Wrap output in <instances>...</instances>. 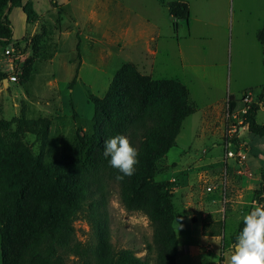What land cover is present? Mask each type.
Returning a JSON list of instances; mask_svg holds the SVG:
<instances>
[{"label": "rangeland", "instance_id": "obj_1", "mask_svg": "<svg viewBox=\"0 0 264 264\" xmlns=\"http://www.w3.org/2000/svg\"><path fill=\"white\" fill-rule=\"evenodd\" d=\"M222 1L198 0L197 13L205 21L202 29L211 34L202 41L186 39L187 28L181 22L179 39L170 40L172 20L166 12L158 30L147 21L151 13L143 8L134 11L129 0H70L68 6L59 5L56 10L49 0H42L32 5L39 15L33 35L9 56L0 52V70L8 77L0 83V119L12 121L21 112L28 119L48 118L51 126L43 160L51 164L72 156L78 132L92 134L94 107L87 101L88 93L102 98L125 63L152 62L149 52L155 45L150 38L163 36L156 40L152 77L179 78L189 91L194 111L182 122L175 146L158 163L155 178L166 183L173 196L179 243L176 264H230V237L238 222L258 206L255 192L264 175V146L246 127L232 134L245 152L242 160L225 159L223 148L228 97L241 98L252 89L253 98L263 91L264 46L256 35L264 24V0ZM22 16L19 4L11 9L8 18L15 38L25 29L28 36L31 29ZM28 62L32 72L23 82ZM252 103L259 105L256 122L264 123L262 103L257 98ZM22 140L36 155V138L24 134ZM3 150L0 145V158ZM104 190L110 243L116 250L133 249L144 257L152 236L147 217L124 209L115 182L104 184ZM238 210L244 213L235 214ZM74 230L77 241L95 246L86 219L77 218Z\"/></svg>", "mask_w": 264, "mask_h": 264}, {"label": "trees", "instance_id": "obj_2", "mask_svg": "<svg viewBox=\"0 0 264 264\" xmlns=\"http://www.w3.org/2000/svg\"><path fill=\"white\" fill-rule=\"evenodd\" d=\"M24 1L0 0V52L8 56L29 38L28 34L13 40L8 18L11 9L19 4L25 24H35L37 14L31 2ZM50 3L57 8L55 0ZM160 3L175 20L188 21L186 1ZM256 37L264 46V24ZM31 64L27 63L21 75L23 82L30 77ZM7 78L0 70V83ZM253 98L264 107V87ZM87 101L94 107L92 134L78 132L72 156L51 164L43 160L51 126L48 118L28 119L21 112L12 121L0 119V145L4 148L0 158L1 264H150L149 257L152 264H176L179 245L173 196L167 184L155 178L158 163L175 146L182 122L194 112L187 87L174 79H152L125 63L115 72L105 95L98 98L88 93ZM226 106L227 114L232 115L246 104L242 98L229 96ZM258 111L257 103L248 107L243 127L264 146V123L255 119ZM24 134L33 135L39 143L36 155L23 142ZM117 134L126 136L139 154L135 174L122 181L116 180L118 170L102 155L105 141ZM231 143L239 146L236 137ZM108 182L117 184L125 210L140 211L149 221L152 236L144 257L133 249L116 250L110 243L104 190ZM254 200L257 205L264 204V175ZM79 217L88 221L95 246L76 240L74 222ZM242 227L243 219L230 237L233 244Z\"/></svg>", "mask_w": 264, "mask_h": 264}, {"label": "clouds", "instance_id": "obj_3", "mask_svg": "<svg viewBox=\"0 0 264 264\" xmlns=\"http://www.w3.org/2000/svg\"><path fill=\"white\" fill-rule=\"evenodd\" d=\"M102 155L110 167L118 170L117 181L135 174L139 154L126 136L117 134L106 140ZM230 264H264V204L244 216L243 227L233 244Z\"/></svg>", "mask_w": 264, "mask_h": 264}, {"label": "crops", "instance_id": "obj_4", "mask_svg": "<svg viewBox=\"0 0 264 264\" xmlns=\"http://www.w3.org/2000/svg\"><path fill=\"white\" fill-rule=\"evenodd\" d=\"M28 1L31 2V4L33 6L34 5L37 6V5H39V3L42 0H28ZM55 1H56L57 5H58L57 7H59V5L60 6H68L70 4V0H60L59 4H58L57 0H55ZM146 1H149L147 5L144 2H142L141 0H129V5L132 6L133 8L136 7V9H134V11H141V8H143L146 12H150L151 16H150V19L147 20V21H152L156 25V28L158 30H159V26H160V22H161L162 18L165 17L163 15V12H166L167 15L172 20V24H171L172 28H173V24L174 23L176 25V30L175 31L173 30V35L168 37L170 40H172V39H176L177 40V38L179 39V35L178 34H179V31H180L179 30V28H180L179 27V23L180 22H181V24L183 26L186 25V28H187L186 39H194V40H202V41H204V40H208L210 38V36H211L210 32H208L205 28H204V30L202 29V25L205 24V21H202L201 15L200 14L198 15V13H197L198 9L200 10V8H201L198 0H183V1H186L188 3V5H189L190 15H189V18H188L187 22L182 21V20H175L174 18H172L169 15L167 9L160 3V0H146ZM162 1L164 3H169V2H173L175 0H162ZM60 3H62V5ZM221 3H223L222 0H221ZM49 4H50L51 8L56 10V7H53L51 5L50 0H49ZM122 4H124V3H122ZM33 6H32V8H34ZM158 9L161 10V11L159 12ZM35 13H36V11H35ZM36 14H37V17L39 18L38 13H36ZM155 14H159L158 17ZM22 19H23L24 23H26L24 14L22 16ZM196 23H199V27L196 25ZM35 26H37V24L31 26V29L29 30V36H32L33 33L35 32ZM17 35H18L17 38H15L14 35H13V40H17V39L19 40L22 37H24L25 35H27L26 34V29H25V33L22 34V31L20 30V32ZM156 37H151L150 38L151 41L155 45V48L150 50V52H149L151 54L152 62H150L148 65L133 64L134 66H136V68H137V70L139 72H141L144 75H147V76L151 77L152 79H153V77H152L153 72L155 71L156 55L158 53V50H157L158 42L156 40L159 39V41H161L163 36L157 35ZM179 61L181 63L182 59H180ZM162 63H164V62H162ZM155 80H157V79H155ZM174 80H177V81L181 82L179 78H176ZM243 211H239L238 210V211H236L235 214L240 215V214L244 213ZM176 235H177V231H176ZM178 245H179V243H178Z\"/></svg>", "mask_w": 264, "mask_h": 264}, {"label": "built area", "instance_id": "obj_5", "mask_svg": "<svg viewBox=\"0 0 264 264\" xmlns=\"http://www.w3.org/2000/svg\"><path fill=\"white\" fill-rule=\"evenodd\" d=\"M11 69V68H10ZM242 101L246 104V107L242 110L236 112L232 115H226V136L223 144L224 152H225V159H233L236 161H240L244 158L245 152L240 146H235L231 143L232 134L236 133V130L239 129L241 131L243 127V116L246 114L248 107L252 104V93L247 92L242 95ZM231 134V135H229ZM224 186H222L223 192ZM211 188H208L207 191H210Z\"/></svg>", "mask_w": 264, "mask_h": 264}]
</instances>
